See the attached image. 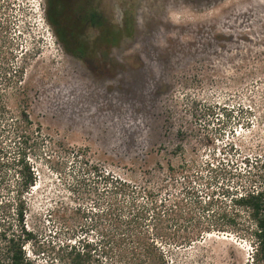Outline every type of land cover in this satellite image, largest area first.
I'll return each instance as SVG.
<instances>
[{
  "label": "rangeland",
  "instance_id": "374dc122",
  "mask_svg": "<svg viewBox=\"0 0 264 264\" xmlns=\"http://www.w3.org/2000/svg\"><path fill=\"white\" fill-rule=\"evenodd\" d=\"M98 3L112 26L128 13L135 28L96 71L59 40L48 0H0V252L22 235L32 264H138V237L103 216L118 179L129 185L125 215L133 199L197 206L204 233L187 245L174 238L196 220L180 231L166 222L167 234L138 223L168 264H255L252 221L234 228L218 213L264 189V0ZM22 111L30 122L19 124ZM21 147L37 179L23 219Z\"/></svg>",
  "mask_w": 264,
  "mask_h": 264
},
{
  "label": "trees",
  "instance_id": "16d2710c",
  "mask_svg": "<svg viewBox=\"0 0 264 264\" xmlns=\"http://www.w3.org/2000/svg\"><path fill=\"white\" fill-rule=\"evenodd\" d=\"M98 1L48 0V18L55 27L59 40L64 44L67 51L92 66L96 71L102 68L106 57H108L104 50L117 43L122 32H130L135 28V17L132 16L130 18L128 13H126L125 22L121 29L112 26L102 12L99 11ZM90 28L96 29L98 35L94 37L86 35V31ZM24 69L25 66H21L16 73L19 72V75L23 76ZM9 70L8 67H4L1 72L2 79L6 83L5 85L8 86L11 83V76H13ZM4 92H7V90ZM21 113L25 114L26 119L24 120L23 118L19 124L30 122L28 115L23 111ZM24 149L23 147L19 148L18 157L15 159L16 165L21 166L20 172L22 174V179L17 189L19 200L17 211L18 217L21 219H23L21 203L23 202L24 193L35 185L37 180L31 165L25 157ZM113 183L112 192L114 199L110 208L107 211H103V216L105 215V218L113 222L121 235L125 236L131 232L135 237H138L136 238V246L140 258L138 264H168L167 257L162 249L153 243V239L145 235L144 232L136 233L138 231V223L140 224L141 219H150L154 222L156 233L165 232L167 234L169 232V230L165 231V229H169V226H164L166 222H170L172 226L176 222L175 226L179 227V231L181 228L186 230L188 228L186 224L190 220H196L197 214L194 207L197 208V206H188L189 204L185 199L169 203L167 199L159 201L158 198H151L145 203H139V205L138 201L133 199L128 204L129 211L125 215L123 212L127 201L122 199L121 202L118 197L120 195L119 191H125L129 185L118 179ZM232 202V212L230 213L224 209L222 213H218L219 216L223 215L229 219L227 223L234 228H238L239 217L245 214L248 216L254 225L251 231L253 237L252 246L254 247L253 261L255 264H264V189L257 192L247 189L243 193L233 196ZM200 203L198 202L197 205ZM196 222L199 226L195 230L191 232L185 231L184 234L182 233L174 239L183 245H187L201 237L204 233L202 230V218L199 217ZM212 226V224L208 223L205 228H212ZM25 238L19 235V237L14 236L8 239L5 248H2L0 252V264H32L24 249ZM81 244L83 249L89 246V243ZM69 254L72 256L74 254L75 260L80 259L82 256L81 251L76 246H72Z\"/></svg>",
  "mask_w": 264,
  "mask_h": 264
}]
</instances>
